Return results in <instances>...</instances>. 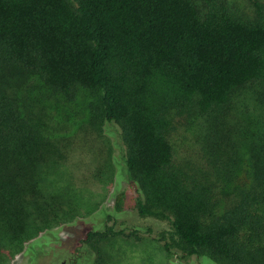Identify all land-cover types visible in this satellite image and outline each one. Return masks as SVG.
<instances>
[{
  "label": "trees",
  "instance_id": "16d2710c",
  "mask_svg": "<svg viewBox=\"0 0 264 264\" xmlns=\"http://www.w3.org/2000/svg\"><path fill=\"white\" fill-rule=\"evenodd\" d=\"M253 5L246 16L226 0H0V226L26 229L31 204L42 217L72 215L35 182L40 163L64 156L61 139L47 135L44 109L7 86L35 75L63 96L97 98L94 121L116 126L124 144L115 183L135 185L140 216L169 220L183 258L264 264V129L244 142L250 189L230 188L220 158L241 147L227 134L235 98L249 90L264 112V3ZM194 118H205L209 147L179 160L171 137ZM121 233L89 229L80 246L100 253ZM78 257L72 264H86Z\"/></svg>",
  "mask_w": 264,
  "mask_h": 264
},
{
  "label": "rangeland",
  "instance_id": "374dc122",
  "mask_svg": "<svg viewBox=\"0 0 264 264\" xmlns=\"http://www.w3.org/2000/svg\"><path fill=\"white\" fill-rule=\"evenodd\" d=\"M226 1L236 14H254L253 0ZM259 1L264 3V0ZM9 85L44 109L50 124L47 135L59 137L63 143L64 156L40 163L35 182L43 191L41 195L53 198L72 215L53 218L47 210V216L42 217L36 209L40 205L31 204L26 207L29 214L26 215V229L17 232L3 222L0 226V264H72L83 254L87 256L86 264L89 259L93 264H216L196 255L183 258L169 220L162 216H140L136 210L135 185L128 179L126 183H115V169L117 178L118 169L123 171L124 167L121 156L124 144L116 126L101 128L94 121L91 107L97 103L96 97L85 89H80L73 97L63 96L35 75L27 80L14 77L8 81ZM246 91L251 93L245 90L235 98L227 124V134L232 141V136L241 137L240 150L229 144L226 151L220 153L222 166L231 181L230 188L234 191L251 188V182L244 183L247 177L254 176L249 159L251 153L244 142L264 129L263 108L255 104ZM183 122L171 137L175 155L179 160H197L198 153L209 147L205 118ZM219 208L218 214L222 213V207ZM109 216L111 220L107 221ZM46 219L50 220L52 230H43L37 236L38 224L46 225ZM110 226L122 233L111 234L106 241L100 242V253L80 246L89 229L104 230ZM163 236L166 240H159ZM166 241L173 245V252L165 250Z\"/></svg>",
  "mask_w": 264,
  "mask_h": 264
}]
</instances>
